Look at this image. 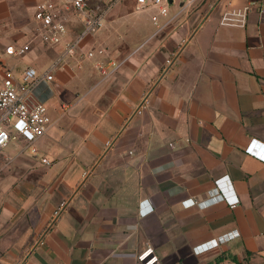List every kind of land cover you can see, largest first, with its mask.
<instances>
[{
    "label": "crops",
    "instance_id": "0c3cea01",
    "mask_svg": "<svg viewBox=\"0 0 264 264\" xmlns=\"http://www.w3.org/2000/svg\"><path fill=\"white\" fill-rule=\"evenodd\" d=\"M43 1L0 0V78L10 70L19 85L59 60L38 87L52 121L38 155L21 138L0 152V264H139L146 246L161 264H264V161L245 152L264 144V0H173L170 24L151 20L119 48L99 31L77 41L72 8L62 43H44ZM249 3L244 27L219 25ZM66 42L75 52L59 58ZM10 45L28 51L8 56ZM224 176L234 207L206 202Z\"/></svg>",
    "mask_w": 264,
    "mask_h": 264
},
{
    "label": "built area",
    "instance_id": "2783aa9c",
    "mask_svg": "<svg viewBox=\"0 0 264 264\" xmlns=\"http://www.w3.org/2000/svg\"><path fill=\"white\" fill-rule=\"evenodd\" d=\"M102 0H44L36 6L34 19L38 23L41 40L50 45H58L63 41L66 34L64 18L61 15L63 9L72 8L74 12L82 16L83 32L77 41L82 40L86 36L95 35L103 26L105 15L109 8L102 9L100 2ZM171 1V3H170ZM191 2L185 0V2ZM173 0H134L135 8L149 9L156 8L158 15L152 16L151 20L157 30H161L165 25L170 24L173 18H168L169 7ZM255 3H249L241 8H231L223 11L221 14L219 25L228 27H244L247 21L249 12L255 7ZM61 9H60V8ZM258 12L261 21L264 24V2L258 6ZM168 18L164 25L158 23V17ZM63 54L59 58L72 55L75 52L76 43H64ZM28 51V46H7L4 50L8 56H23ZM102 54V51H98ZM93 54L90 52L88 56ZM170 64V59L165 62ZM59 64V60L52 63L49 68L39 76L35 69L27 68L22 75L21 83L16 85L14 82L13 73L6 70L0 78V152L7 148L8 145L21 138L25 141L32 156L38 155V149L35 142L43 137L52 125V121L47 113L46 99L40 96L38 87H47L52 80V73ZM113 68L117 64L111 63ZM95 67L105 76L107 70L101 64L97 63ZM149 96L147 93L142 95L141 101L135 112L136 115H141L149 107ZM110 145L109 142L106 144ZM245 152L259 160L264 161V144L251 140ZM5 160H9L7 155H4ZM41 162L44 165H49V161L41 157ZM227 176L217 179L214 182L212 190L213 196L206 202L215 203L223 200L229 206L234 207L238 200L231 196V192L227 187ZM188 202L189 207L200 206L203 203L195 204L191 200H186L182 204ZM65 206L61 203L55 210L54 215H58L61 209ZM136 260L139 264H161L158 256L155 254L151 246H146L136 255Z\"/></svg>",
    "mask_w": 264,
    "mask_h": 264
},
{
    "label": "rangeland",
    "instance_id": "374dc122",
    "mask_svg": "<svg viewBox=\"0 0 264 264\" xmlns=\"http://www.w3.org/2000/svg\"><path fill=\"white\" fill-rule=\"evenodd\" d=\"M100 7L102 9L109 8V13L96 37L100 32L113 36L112 41L114 42V46L118 48L121 46L123 40L128 39L133 41L143 31H147L148 28H154L151 16L154 15L155 8H135L134 0H106V3L102 2ZM103 38L105 39V36ZM113 56L121 58V53L119 52Z\"/></svg>",
    "mask_w": 264,
    "mask_h": 264
}]
</instances>
